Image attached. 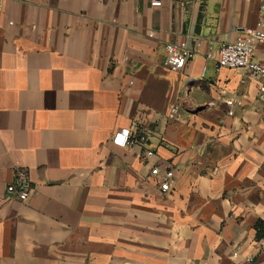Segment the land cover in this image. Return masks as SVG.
Listing matches in <instances>:
<instances>
[{"label":"crops","instance_id":"0c3cea01","mask_svg":"<svg viewBox=\"0 0 264 264\" xmlns=\"http://www.w3.org/2000/svg\"><path fill=\"white\" fill-rule=\"evenodd\" d=\"M151 2L2 0L0 264H264L260 80L217 65L264 0ZM173 41L197 50L178 71Z\"/></svg>","mask_w":264,"mask_h":264},{"label":"built area","instance_id":"2783aa9c","mask_svg":"<svg viewBox=\"0 0 264 264\" xmlns=\"http://www.w3.org/2000/svg\"><path fill=\"white\" fill-rule=\"evenodd\" d=\"M152 6H160L162 0H152ZM2 0H0V9ZM150 37H154V32H149ZM258 44H264V29L262 24L258 28H248L236 41L225 43L220 47L217 65L227 68H245L251 76L260 80L259 96L264 103V60L254 58L255 50ZM165 65L172 71H178L185 67L189 59L193 58L197 50L188 47L185 41H173L166 44ZM177 107L172 109L176 112ZM130 129H124L114 136V142L125 146L130 142ZM151 155L152 152H149ZM151 174L157 177V183L162 192L170 190L173 182V170H167L161 175L159 167H154ZM6 192L9 196L26 201L35 193V187L32 184L29 170L24 167L16 168L12 182L7 185ZM238 255V251L234 252ZM248 264H255L252 258H247Z\"/></svg>","mask_w":264,"mask_h":264},{"label":"trees","instance_id":"16d2710c","mask_svg":"<svg viewBox=\"0 0 264 264\" xmlns=\"http://www.w3.org/2000/svg\"><path fill=\"white\" fill-rule=\"evenodd\" d=\"M256 237L258 239H264V220L259 219L255 225Z\"/></svg>","mask_w":264,"mask_h":264}]
</instances>
